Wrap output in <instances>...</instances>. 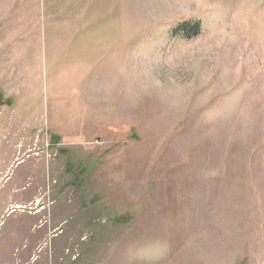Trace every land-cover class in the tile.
Wrapping results in <instances>:
<instances>
[{
    "label": "rangeland",
    "instance_id": "1",
    "mask_svg": "<svg viewBox=\"0 0 264 264\" xmlns=\"http://www.w3.org/2000/svg\"><path fill=\"white\" fill-rule=\"evenodd\" d=\"M0 264H264V0H0Z\"/></svg>",
    "mask_w": 264,
    "mask_h": 264
},
{
    "label": "trees",
    "instance_id": "2",
    "mask_svg": "<svg viewBox=\"0 0 264 264\" xmlns=\"http://www.w3.org/2000/svg\"><path fill=\"white\" fill-rule=\"evenodd\" d=\"M200 31L199 21L184 20L180 22L172 31V33H178L186 38L195 36Z\"/></svg>",
    "mask_w": 264,
    "mask_h": 264
},
{
    "label": "bare ground",
    "instance_id": "3",
    "mask_svg": "<svg viewBox=\"0 0 264 264\" xmlns=\"http://www.w3.org/2000/svg\"><path fill=\"white\" fill-rule=\"evenodd\" d=\"M16 207H20V205H16Z\"/></svg>",
    "mask_w": 264,
    "mask_h": 264
}]
</instances>
